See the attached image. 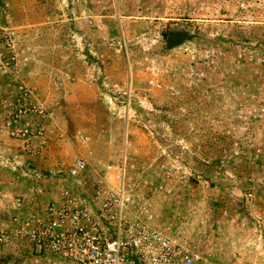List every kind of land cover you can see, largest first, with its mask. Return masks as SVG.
<instances>
[{"label":"rangeland","instance_id":"obj_1","mask_svg":"<svg viewBox=\"0 0 264 264\" xmlns=\"http://www.w3.org/2000/svg\"><path fill=\"white\" fill-rule=\"evenodd\" d=\"M0 25L16 30L17 65L0 67L16 73L9 95L29 88L50 113L22 162L42 179L0 158L13 186L0 264L45 263L18 232L26 205L13 215L31 184L41 211L62 188L115 184L123 165L135 207L198 264H264V0H0ZM18 111L0 108V133L21 149L6 125ZM77 158L83 186L68 177Z\"/></svg>","mask_w":264,"mask_h":264},{"label":"built area","instance_id":"obj_2","mask_svg":"<svg viewBox=\"0 0 264 264\" xmlns=\"http://www.w3.org/2000/svg\"><path fill=\"white\" fill-rule=\"evenodd\" d=\"M15 40V28L0 25V67L17 65ZM15 104L19 111L6 120L7 128L30 148L44 136L50 113L33 101L29 88L21 89ZM88 170L87 161L77 158L68 177L83 186ZM116 180H100L91 194L84 188L79 193L62 188L41 211L27 215L18 232L45 257L44 264H198L197 253L148 223L146 207H135L125 165L118 168ZM16 202L18 208L23 205L21 198ZM10 237L0 230V245Z\"/></svg>","mask_w":264,"mask_h":264},{"label":"crops","instance_id":"obj_3","mask_svg":"<svg viewBox=\"0 0 264 264\" xmlns=\"http://www.w3.org/2000/svg\"><path fill=\"white\" fill-rule=\"evenodd\" d=\"M16 77V73L14 72V70H3L2 68H0V86L2 87V91L8 96H6V99H4L3 101H0V108L2 109L3 107H6V105H11L13 106L14 103V96L9 95L10 94V87H12L13 85V81H15ZM14 86V85H13ZM8 91V92H7ZM4 94V95H5ZM2 104H4V106H2ZM12 108V107H11ZM0 122H1V118H0ZM1 125H5L3 123H0ZM3 139L2 134L0 133V158H3L4 160H6L7 162L11 163L15 173H29V174H37L40 173V171L38 169H30L28 167V165L26 164H22L23 160H26L29 157H33L34 154H38V149L34 148L32 149L30 148H24V146L19 149L17 147H11V145L14 143L15 139H9V140H1ZM16 143V141H15ZM31 153V154H30ZM36 178L38 179H42V177H38V175H35ZM19 184V183H18ZM0 188H4L7 189V191L3 190L0 191V209L2 207V202L8 203V199H6V195L9 196L11 193L9 191V189H13V186H9L8 182H3V180H1V184H0ZM27 188V187H26ZM29 190V192L25 193V198L22 197H18L21 198L23 200V205L21 206L22 208L26 205V207L29 209V207L33 206L32 204H38L40 203V199H44V197H46L43 193V188L40 186V184H31V187L27 188ZM5 192V193H4ZM41 193V196L39 195ZM16 200L15 202L13 201V206L14 208H16L17 211H11V213H15L13 215H18L21 213V207L18 208L16 205ZM26 210L25 211V216L29 215L30 213L33 212H37L38 210ZM0 213H2L0 211ZM28 213V214H27ZM27 214V215H26ZM19 216V215H18ZM24 216V217H25ZM12 218V216H11ZM26 218V217H25Z\"/></svg>","mask_w":264,"mask_h":264},{"label":"water","instance_id":"obj_4","mask_svg":"<svg viewBox=\"0 0 264 264\" xmlns=\"http://www.w3.org/2000/svg\"><path fill=\"white\" fill-rule=\"evenodd\" d=\"M182 38H183V36L180 35V34L170 35V41L173 40L174 42H178V41L181 40Z\"/></svg>","mask_w":264,"mask_h":264}]
</instances>
